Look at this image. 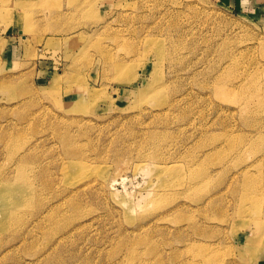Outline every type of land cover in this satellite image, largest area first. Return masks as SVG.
I'll return each instance as SVG.
<instances>
[{"label": "rangeland", "instance_id": "1", "mask_svg": "<svg viewBox=\"0 0 264 264\" xmlns=\"http://www.w3.org/2000/svg\"><path fill=\"white\" fill-rule=\"evenodd\" d=\"M264 263V11L0 0V264Z\"/></svg>", "mask_w": 264, "mask_h": 264}, {"label": "crops", "instance_id": "2", "mask_svg": "<svg viewBox=\"0 0 264 264\" xmlns=\"http://www.w3.org/2000/svg\"><path fill=\"white\" fill-rule=\"evenodd\" d=\"M229 5L246 11H264V0H224ZM264 264V263H261Z\"/></svg>", "mask_w": 264, "mask_h": 264}]
</instances>
